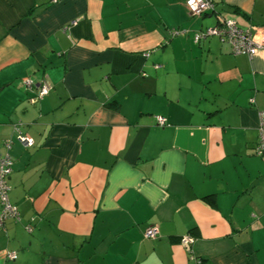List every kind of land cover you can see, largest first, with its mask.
I'll return each instance as SVG.
<instances>
[{"label": "crops", "instance_id": "crops-1", "mask_svg": "<svg viewBox=\"0 0 264 264\" xmlns=\"http://www.w3.org/2000/svg\"><path fill=\"white\" fill-rule=\"evenodd\" d=\"M185 1L0 0V264H264V50L194 38L264 0Z\"/></svg>", "mask_w": 264, "mask_h": 264}, {"label": "built area", "instance_id": "built-area-1", "mask_svg": "<svg viewBox=\"0 0 264 264\" xmlns=\"http://www.w3.org/2000/svg\"><path fill=\"white\" fill-rule=\"evenodd\" d=\"M185 6L187 10L195 16H201L213 11V0H186ZM178 30H173L172 35L178 34ZM195 40L198 41L202 38L210 36H217L222 41L228 42L232 46L234 53L247 54L250 58L253 57L258 51L264 50V31L261 28L243 29L240 28L236 21L232 18H224L218 24L212 27H207L204 30L198 31L195 35ZM23 83L30 87L32 81L24 79ZM48 92V86L43 84L38 89L34 97L29 98V102L34 104L38 99L42 98ZM258 139L254 148L256 154H264V109L258 111ZM156 123L160 126L165 124V119L162 116H155ZM17 140L23 145L31 146L33 140L25 135L19 134ZM10 141L5 142V146L9 147ZM11 172V159L9 154H6L0 161V224L7 218L15 220L20 219L18 208L10 201L9 190L10 187L7 183V178ZM144 237L155 238L158 235L157 228L154 225H149L144 229ZM184 243H191L193 238L185 235L181 238ZM8 257L14 259L15 253H9Z\"/></svg>", "mask_w": 264, "mask_h": 264}]
</instances>
